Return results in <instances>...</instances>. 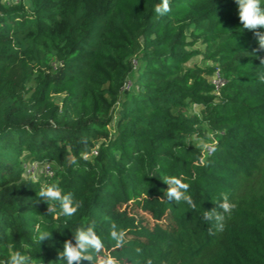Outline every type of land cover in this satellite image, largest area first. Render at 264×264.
<instances>
[{
    "label": "trees",
    "instance_id": "trees-1",
    "mask_svg": "<svg viewBox=\"0 0 264 264\" xmlns=\"http://www.w3.org/2000/svg\"><path fill=\"white\" fill-rule=\"evenodd\" d=\"M160 3L0 0V264H52L93 222V264H264V50L235 0ZM166 176L195 210L163 198ZM50 185L73 216L48 212L36 192ZM215 207L223 231L202 219Z\"/></svg>",
    "mask_w": 264,
    "mask_h": 264
},
{
    "label": "clouds",
    "instance_id": "clouds-1",
    "mask_svg": "<svg viewBox=\"0 0 264 264\" xmlns=\"http://www.w3.org/2000/svg\"><path fill=\"white\" fill-rule=\"evenodd\" d=\"M235 3L242 29L253 32L256 37L259 48L254 51L264 50V31H261L264 30V7L261 6V0H235ZM154 10L157 16H164L170 11V0H161L160 4L155 5ZM260 63H264V58H260ZM261 80L264 81V77H261ZM212 151H215V149L213 148ZM163 182L167 185L163 198L170 203L185 202L195 210L196 205L191 195H189V184L174 176L164 177ZM36 194L47 202L48 212H56L55 205L49 206L50 201L58 202L60 207L59 215L71 217L78 210V202L73 200L72 193H63L58 185L44 186ZM221 196L222 202L217 207L222 209L223 213L231 214L236 205L229 201L226 193H222ZM217 207L206 210L202 219L214 221L216 230L223 231L225 216L217 212ZM111 236L118 242L123 239V233L117 232L115 227L111 231ZM50 239L51 232L39 233V243ZM73 239L75 243L71 239L63 242L62 251H58V259L51 261L52 264H56L57 261H62L63 264H81V261H89L90 264H93V253L95 254L103 248L102 240L94 231V222L77 229ZM2 264H33V257L20 251H14ZM104 264H113V260L108 259Z\"/></svg>",
    "mask_w": 264,
    "mask_h": 264
},
{
    "label": "rangeland",
    "instance_id": "rangeland-1",
    "mask_svg": "<svg viewBox=\"0 0 264 264\" xmlns=\"http://www.w3.org/2000/svg\"><path fill=\"white\" fill-rule=\"evenodd\" d=\"M7 1L14 2V0H7ZM261 6L264 7V0H261ZM194 59L199 60L198 56L194 57ZM133 62H134V65H136L138 63V61L136 62V61H134V59H133ZM134 73H135V69H131V71L128 73L126 82H125V84L122 87L124 91L132 89L134 87L131 84V78L134 75ZM212 77L214 78L213 81L218 83V81H219L218 77H216L214 75H212ZM204 141H203V146H204V148H206L207 147V142L206 141L204 142ZM25 170L28 171V173H29L31 178H36L37 176H39L42 173L41 168H36L35 169L32 164H26L25 165ZM144 216H146V215L144 214Z\"/></svg>",
    "mask_w": 264,
    "mask_h": 264
}]
</instances>
